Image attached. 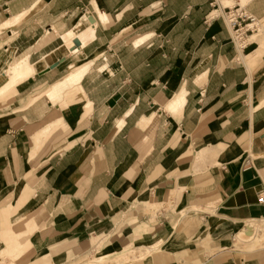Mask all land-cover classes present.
Returning <instances> with one entry per match:
<instances>
[{"label":"crops","instance_id":"1","mask_svg":"<svg viewBox=\"0 0 264 264\" xmlns=\"http://www.w3.org/2000/svg\"><path fill=\"white\" fill-rule=\"evenodd\" d=\"M210 8L0 0V76L19 57L38 63L0 95V254L59 245L68 261L103 245L98 257L135 256L111 264H264L263 251L227 250L233 236L264 243V37L239 48ZM247 8L264 27V0ZM90 14L77 59L49 67Z\"/></svg>","mask_w":264,"mask_h":264},{"label":"rangeland","instance_id":"2","mask_svg":"<svg viewBox=\"0 0 264 264\" xmlns=\"http://www.w3.org/2000/svg\"><path fill=\"white\" fill-rule=\"evenodd\" d=\"M243 1L245 2L246 0ZM262 37H264V27L263 28L261 27L259 32L253 34L251 36V39L255 38L256 40H261ZM64 44L68 48L75 46V43L64 42ZM78 48L79 47H75L73 51H70V53H73L75 55L73 58L74 60L77 59L76 50ZM33 69L34 68L32 62L30 61V57H28L25 60L24 59L21 60L19 57L13 63H10L8 67H5L3 69L0 76V95L3 96L6 95L8 91H10L12 87H14L15 84L17 83L16 81L17 77L21 75L24 77V75H28L30 72H32ZM161 205L157 207L155 206L154 208L158 209L161 207ZM167 206H170L169 203ZM234 237L235 236H233L232 238V244L227 247V250H230L232 254L237 253L242 255L245 250H252V249H257L259 251L264 252V246H261L264 245L263 242L262 243L254 242L255 245L252 247L250 245L252 238H250L245 243H241L239 242V240L235 242L236 240L234 239ZM0 246H2V244H0ZM102 246L100 245L85 246L84 248H78V250H76V248H73V250L69 251L67 257L68 261H72L74 259L75 264H108V262L109 264H111L115 260L116 261H119L121 259L125 260V255L127 258L126 261L128 260L131 261L135 257L131 254L132 252L126 251L123 253V255L120 256V258H118V254H116L117 256L115 258V255L113 254L111 256L102 258L101 261L97 262L96 261L98 259L97 257L100 254L104 253L105 251H108L105 249L103 250ZM22 247L18 248L16 251L13 252L9 251L0 254V264H61L63 262H68L65 260L66 258L65 252L60 250L59 245L53 246L52 249L50 250L49 249L42 251L37 250L36 252L33 246L27 249H24L25 248L24 246Z\"/></svg>","mask_w":264,"mask_h":264},{"label":"built area","instance_id":"3","mask_svg":"<svg viewBox=\"0 0 264 264\" xmlns=\"http://www.w3.org/2000/svg\"><path fill=\"white\" fill-rule=\"evenodd\" d=\"M250 1L230 0L231 3L224 4L220 7V0H210L211 8L207 14L210 18L220 16L226 22L230 29L233 43L241 49L252 42V40H249V37L259 29L261 21L259 16L248 10L247 4ZM221 9L224 11V14L218 11ZM256 202L264 210V190L257 192Z\"/></svg>","mask_w":264,"mask_h":264},{"label":"bare ground","instance_id":"4","mask_svg":"<svg viewBox=\"0 0 264 264\" xmlns=\"http://www.w3.org/2000/svg\"><path fill=\"white\" fill-rule=\"evenodd\" d=\"M242 2H244V1L242 0ZM227 3H231L230 0H220V7H222L224 4H227ZM218 11H220V12H222L224 14V11L222 9L221 10H218ZM94 22H91L90 20L89 21H83L82 20L75 27H73V28L69 29L68 31L64 32V35L63 34L61 35L62 41L66 42V43L67 42H69V43H75V46H73L71 48H68L65 44H62L61 46H59L57 49H55L54 51H52L49 54L50 58H52V59H54V58H60L62 56H65V55L69 54L70 51H73L75 47H80L86 40H88L92 36V31H93L92 30L93 29V26L92 25L94 24ZM261 27L263 28L262 23L260 21L259 29L257 31H255V32H253V34L259 32L260 29H261ZM83 35L85 37L84 39L81 38ZM251 36L249 37V40H252L251 39ZM76 39L78 40V44H76ZM261 46H263V45H261ZM28 57L29 56H22V57H20V59L21 60L22 59L25 60ZM45 58H46V56L43 59H45ZM37 66H38V63H34L33 64V68L35 70H37ZM84 71H86V68H79L76 72H74L73 74H71L70 76H68L67 78H65V80L63 81V83L57 89L58 93L59 94L62 93L66 89V87L69 85L70 82H78L81 79V76L84 73ZM71 72H73V71H71ZM101 260H102V258H99L98 257V259L96 261L99 262Z\"/></svg>","mask_w":264,"mask_h":264},{"label":"water","instance_id":"5","mask_svg":"<svg viewBox=\"0 0 264 264\" xmlns=\"http://www.w3.org/2000/svg\"><path fill=\"white\" fill-rule=\"evenodd\" d=\"M88 19H89L91 22H93V21L95 20V18H94V16H93L92 14H90V15L88 16ZM76 44H78V40H77V39H76ZM64 59H65V56H62V57L59 58L58 60L52 62V63L49 65V67H52V66L57 65L60 61H62V60H64Z\"/></svg>","mask_w":264,"mask_h":264}]
</instances>
